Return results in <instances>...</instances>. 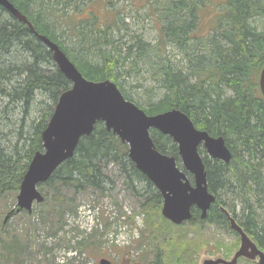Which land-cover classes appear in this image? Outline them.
Returning <instances> with one entry per match:
<instances>
[{
	"label": "trees",
	"instance_id": "trees-1",
	"mask_svg": "<svg viewBox=\"0 0 264 264\" xmlns=\"http://www.w3.org/2000/svg\"><path fill=\"white\" fill-rule=\"evenodd\" d=\"M8 1L26 16L37 34L59 46L85 79L114 82L126 100L148 115L177 109L189 117L196 129L213 137H223L231 151L230 161L225 164L203 157L207 189L214 194L215 202L204 220L199 219V212L193 207L188 223L215 224L229 229L222 208L227 211L224 198L228 200L231 195L241 202L245 216L238 224L264 252V101L257 84L264 64V26L256 25L257 20H264V0H220L218 3L133 0L137 6L144 1L149 15L159 23L153 44L144 42L138 35H118L121 26L124 30L129 26L116 0ZM126 1L132 3V0ZM207 8H213L214 14L210 15L209 32L205 33L201 27L205 20L202 18L209 14ZM105 9L110 22L102 21ZM0 12L7 14V19H0V80L10 82L15 78L12 102L22 100L31 104L37 93H48L52 100L58 99L70 87V82L57 69L51 74V54L28 27L2 7ZM68 13L72 14L64 22L68 19L66 26L73 29L70 46L58 39L55 30L57 18ZM126 37L129 40H124ZM170 49L183 55L182 65L173 62L168 53ZM19 52L28 55L32 62L13 66L19 61ZM10 66L14 74L7 79L5 74ZM141 70L161 89L158 99L148 102L145 108L126 95L121 84L122 77ZM43 127L40 123L36 128V138L28 136L26 148H20L18 142H8L6 136L1 138L4 144L0 146V198L9 192L17 193L33 154L42 151ZM150 136L159 152L176 158V146L168 137L154 130ZM17 139L21 140L22 134ZM109 163L123 172L133 194L144 198L141 211L157 213L161 208L160 194L130 162L127 146L102 123H97L90 135L79 140L74 155L38 188L46 202L56 196L63 209L67 192L80 194L90 189L103 194L109 184L103 168ZM252 199L258 205L263 204L259 221ZM230 212L236 219L234 209ZM48 215L60 222L55 213ZM158 261L160 264V258Z\"/></svg>",
	"mask_w": 264,
	"mask_h": 264
},
{
	"label": "rangeland",
	"instance_id": "rangeland-1",
	"mask_svg": "<svg viewBox=\"0 0 264 264\" xmlns=\"http://www.w3.org/2000/svg\"><path fill=\"white\" fill-rule=\"evenodd\" d=\"M219 1L210 0L209 3ZM116 3L129 26L128 30L121 26L118 35H138L146 43H155L159 23L149 15L146 3L141 1L138 6L133 0L131 4L126 0H116ZM212 9L207 8L209 14L202 18L205 20L201 32H209V18L214 14ZM102 11V21L110 22L108 10ZM71 14H63L62 18L55 21L58 39L65 40L69 46L70 41H73V29L66 26L68 19L64 22V18ZM0 19H7V14L0 12ZM256 25L264 26V20H257ZM168 53L173 62L181 63L179 65L184 63L183 55L178 50L170 49ZM18 60L13 66L20 65V62H32L28 55L21 52ZM10 68L5 74L7 79L14 74L13 67ZM55 69L51 59V74H54ZM121 80H124L120 82L124 93L142 108L159 97L161 89L152 83L145 71H131L130 76L122 77ZM0 85V146L4 144L1 138L6 136L8 142H18L20 148H26L29 145L28 136L36 138L38 125L42 123L45 127L47 124L57 99L52 100L48 93H37L31 104H25L22 100L13 103L15 78L12 77L10 82L0 80ZM20 134L22 139L18 140ZM13 135L16 138H12ZM199 152L202 157L206 156L202 148ZM175 156L177 166L183 170L177 153ZM103 172L109 183L103 194L90 189L80 194L67 192V204L63 209L56 196L49 198L48 202L44 196L43 203H34L29 213H19L4 226L2 220L15 204L16 193L9 192L1 197L0 264H99L101 260H109L111 264H159L158 258L160 264H203L218 258L231 260L238 249L239 237L230 228L207 223L190 225L188 222L173 226L162 218L160 208L157 213L150 210L142 212L140 203L144 198L133 194L118 166L109 163ZM186 175L192 183V175L187 172ZM232 198L229 195L228 200L224 198V202L228 212L234 209V220L239 225L245 218L243 208L239 200ZM251 202L259 221L263 204L258 205L254 199ZM49 213L58 215L60 222L53 221ZM236 264L256 262L238 259Z\"/></svg>",
	"mask_w": 264,
	"mask_h": 264
},
{
	"label": "water",
	"instance_id": "water-1",
	"mask_svg": "<svg viewBox=\"0 0 264 264\" xmlns=\"http://www.w3.org/2000/svg\"><path fill=\"white\" fill-rule=\"evenodd\" d=\"M0 5L19 21L25 20L7 0H0ZM39 37L50 52L57 70L70 82V87L59 95L40 133L42 151L33 154L19 184L16 202L5 214L2 225L23 211L29 213L34 203L43 202L38 185L48 181L53 172L74 155L79 140L90 135L98 122L127 145L130 162L160 194V211L165 220L175 226L188 222L193 207L199 211L200 220H204L215 202V196L207 189L206 170L199 148L211 160L227 164L231 151L223 137H213L196 129L189 117L177 109L146 114L143 109L125 100L114 82L85 79L57 44ZM257 83L264 101V64ZM151 130L168 137L175 144L183 170L177 166L174 156L156 149L150 136ZM186 172L192 175V184ZM222 210L228 216L230 229L239 236V247L229 261L218 258L203 264H236L239 258L264 264L263 251L234 218L225 209ZM100 264H109V261L101 260Z\"/></svg>",
	"mask_w": 264,
	"mask_h": 264
},
{
	"label": "bare ground",
	"instance_id": "bare-ground-1",
	"mask_svg": "<svg viewBox=\"0 0 264 264\" xmlns=\"http://www.w3.org/2000/svg\"><path fill=\"white\" fill-rule=\"evenodd\" d=\"M8 1V0H7ZM9 2V1H8ZM13 7H14V5L11 3V2H9ZM0 7H2L9 15H11L17 22H19V23H22V24H25L27 27H28V29L32 32V34L38 39V40H40V42L42 43V40H41V37H39V36H42V35H39V34H37L35 31H34V29H33V27H32V25H31V23L27 20V18H26V16L25 15H23V14H21L20 13V11L18 10V9H16L15 7V9L23 16V17H25V20L24 21H19L15 16H13V14L12 13H10L6 8H4L2 5H0ZM31 27V28H30ZM42 37H44V36H42ZM46 38V37H45ZM46 39H48V38H46ZM49 40V39H48ZM50 41V40H49ZM51 42V41H50ZM43 44V43H42ZM44 45V44H43ZM44 47L46 48V46L44 45ZM47 49V48H46ZM48 50V49H47ZM49 52V51H48ZM42 145V144H41Z\"/></svg>",
	"mask_w": 264,
	"mask_h": 264
}]
</instances>
